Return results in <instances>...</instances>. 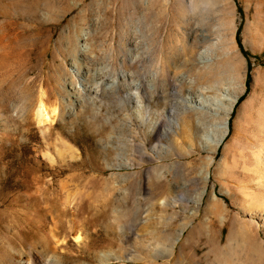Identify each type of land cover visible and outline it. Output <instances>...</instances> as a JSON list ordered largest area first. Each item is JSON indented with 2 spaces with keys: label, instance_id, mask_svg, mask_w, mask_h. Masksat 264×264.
<instances>
[{
  "label": "rangeland",
  "instance_id": "rangeland-1",
  "mask_svg": "<svg viewBox=\"0 0 264 264\" xmlns=\"http://www.w3.org/2000/svg\"><path fill=\"white\" fill-rule=\"evenodd\" d=\"M205 49L211 64L196 61ZM77 58L88 93L103 87L94 102L73 92ZM249 62L250 92L205 180L199 133L175 126L191 113L180 81L233 79L241 97ZM262 62L264 0H0V264H264ZM118 71L142 81L156 126L109 88ZM42 90L58 109L40 127Z\"/></svg>",
  "mask_w": 264,
  "mask_h": 264
},
{
  "label": "bare ground",
  "instance_id": "bare-ground-1",
  "mask_svg": "<svg viewBox=\"0 0 264 264\" xmlns=\"http://www.w3.org/2000/svg\"><path fill=\"white\" fill-rule=\"evenodd\" d=\"M88 35H89L88 32L85 33L81 39V41L83 42L81 54H84L82 55L84 56V59H85V54L89 52V46L87 42ZM130 53L132 54L134 52H130ZM214 56H215L214 53L210 49H205L204 51L200 53L198 58L196 57V61L199 64H203V65L211 64ZM133 57H135V55ZM133 57L131 55V59L135 60ZM82 61H83V58H79L78 60H76L75 64L73 65V70H72L73 75L82 80L81 84H78V83L72 84V88L74 90L73 92L78 93L81 97H83L84 93L86 94V96H88L89 94V99L94 102V98L92 96L94 93L98 94L102 92V89H101L102 86L96 84L95 82L96 86L98 85V87L96 88L93 86L94 88L89 89V93H88L87 85L84 84L87 81V79H85V76L87 75L84 76V71L86 70L83 68L84 64L82 65ZM116 74H117V78L115 80L113 79L114 81L112 80L113 82L109 84L110 85L109 88L110 87L118 88L119 86L123 87L124 93L129 95V98H130L129 103L132 104L134 107V111L132 113L133 117L142 121L143 123L150 124L151 126H154V125L156 126L157 122L155 120H153L152 118L145 120V118L142 116V112L144 111V108L147 104L141 92V89L143 86L142 81H139L137 79L132 81L131 79V81L134 84V87L131 88V86L128 83L131 77H129V75L126 72L118 71L116 72ZM180 83L183 87L182 94L183 92H185V88H187L186 91L188 92V97L183 98V102H181L182 103L181 106L186 108L191 113L189 115V113L186 112L185 113L186 116L180 117L178 122H175V126H180L182 131H184L185 126L187 125L186 121L189 120V124L190 126H192L191 127L192 135H194V131H193L194 129H196L197 133H199V139L201 141L200 143L203 149L210 154V156L207 157L204 162L206 169L201 172L203 179L208 180L210 177L209 169L215 160V157L213 156V154L218 149H220V147L223 145V143L225 142V140L227 139L230 133V126H231L230 119L236 107V104L239 100L240 95L234 90L235 85L233 83V79L226 80L224 78H221L220 81L217 83V85H211L205 88L203 87L199 91H195L194 82L192 81L186 82L185 83L186 85L184 84V80H181ZM132 89L136 90L134 94L131 93L130 91ZM120 99L124 105H127V102L123 98H120ZM33 107L35 109L34 116L36 117V120L40 127L46 126L49 123L51 124L53 119L56 118L57 116L58 108L51 107V105L49 104L47 92L44 90L41 91ZM172 126L174 128V124ZM187 135L192 141L193 136L190 134H187ZM194 145L192 144V146ZM122 151L125 152L126 150L123 149ZM121 158H122L121 167L130 166V160L126 158L123 153H121ZM129 175L131 174L122 173V174H119V177L123 181V180L128 179ZM197 204L199 205L200 201L197 202ZM223 220L224 218L222 217V221ZM183 230L181 233H183ZM56 237L53 236L55 241L52 239V242L54 243L56 248H59V246H63L68 243L65 239L56 238ZM216 237L217 235H215L214 238L212 239L215 240ZM72 238L77 244H81L85 241L84 235L80 232H77ZM180 240H181V235L176 240H174V242L172 243V249L170 251L172 255L176 253V246L178 245ZM168 242L170 243L169 240ZM214 242H216V240ZM45 243H47L46 240H45ZM164 255H165L164 252L162 253L160 252L157 254H153V257L157 261L159 256H164ZM101 258H102L101 260L105 261L106 259L105 254L102 255Z\"/></svg>",
  "mask_w": 264,
  "mask_h": 264
},
{
  "label": "trees",
  "instance_id": "trees-1",
  "mask_svg": "<svg viewBox=\"0 0 264 264\" xmlns=\"http://www.w3.org/2000/svg\"><path fill=\"white\" fill-rule=\"evenodd\" d=\"M240 11L242 12V10L240 9ZM242 28L243 26L241 25L239 30H238V33H237V40H238V43L240 44L241 48L243 49V51L245 52L244 48H243V45H242V42H241V32H242ZM246 53V52H245ZM247 56H249L248 54H246ZM263 65H264V62H262ZM251 67H252V64L251 62H249V74H248V78H247V81H246V91L245 93L239 98L238 100V103H237V107L239 105H241L245 99L247 98L249 92H250V85H251V82H252V77H251ZM236 107V108H237ZM232 122H233V119H231V126H232Z\"/></svg>",
  "mask_w": 264,
  "mask_h": 264
}]
</instances>
